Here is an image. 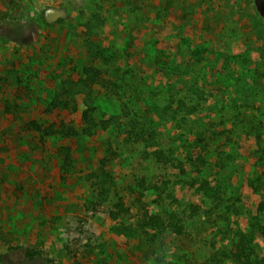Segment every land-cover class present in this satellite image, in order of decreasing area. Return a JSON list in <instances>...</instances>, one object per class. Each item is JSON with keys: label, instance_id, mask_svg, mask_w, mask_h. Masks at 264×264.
I'll list each match as a JSON object with an SVG mask.
<instances>
[{"label": "rangeland", "instance_id": "rangeland-1", "mask_svg": "<svg viewBox=\"0 0 264 264\" xmlns=\"http://www.w3.org/2000/svg\"><path fill=\"white\" fill-rule=\"evenodd\" d=\"M256 126L264 0H0V264H264Z\"/></svg>", "mask_w": 264, "mask_h": 264}, {"label": "trees", "instance_id": "trees-1", "mask_svg": "<svg viewBox=\"0 0 264 264\" xmlns=\"http://www.w3.org/2000/svg\"><path fill=\"white\" fill-rule=\"evenodd\" d=\"M248 71H247V73H249ZM83 73L85 75V78L81 80V89L84 86L86 87V86L92 85L94 83L95 84L96 83H100L103 80V79H101V72L97 68H94V67H91V66H87V67L84 68ZM250 80L251 79L249 77H247V75L244 73V74H242L240 76L239 79H237V82H238L239 86L244 87L245 83H248V84L251 83ZM115 82L113 83L114 85L112 87H115V88L120 87L121 88V86L118 83L116 84ZM171 88H173V89H170V88L169 89L173 90V91L177 89V87H175L174 85H171ZM200 95H198V96H200V98H204L203 93H201ZM67 106H69V102L68 101H61V100L60 101H56L55 100L52 103V110L56 111V110L62 109V108L65 109ZM87 118H89L88 121L86 120L87 123L89 124V127H92V125L93 126L96 125V122H95V120H94V118L92 116H88ZM259 127L256 126L255 138H258L260 140V139H263L264 130L260 131ZM66 128H67V126L66 127L64 126L63 132H65V130L68 131L69 128H67V129ZM71 130H72V133L74 135H76V134L79 135L80 134V132L77 129H75V128H72ZM84 132L86 134L90 133L89 129H84ZM144 134L145 133L141 131V133H138L137 136L142 138L144 136ZM151 137L153 138L152 134H151ZM63 153H66L67 155L68 154L70 155V149L65 147ZM259 161H261L260 166H263V168H264V145H262L261 148H260V159H259ZM256 166L258 167V164H256ZM250 174H248V177L250 178L248 185L251 188H253L254 190L258 191V192L262 188H263L262 190H264V179H263L264 178V172L263 171L262 172L254 171L253 173L251 172ZM252 174L254 175V177H252ZM101 179H102V177H101ZM246 236L242 235L240 237V243L235 246L236 248H238L237 252L235 253V257L237 258V260L239 262H241V264H258V261H253L254 259L256 260L258 258V255H256V257H254L252 255V252H254L259 246H258L257 243L253 244V242L255 240L252 239V234L248 235L250 237H248V236L246 237ZM251 243H252V245H251Z\"/></svg>", "mask_w": 264, "mask_h": 264}]
</instances>
